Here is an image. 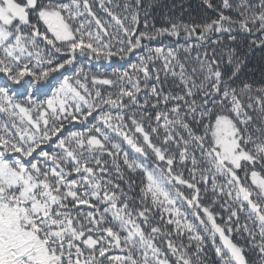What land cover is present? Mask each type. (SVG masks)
I'll use <instances>...</instances> for the list:
<instances>
[{
  "label": "trees",
  "instance_id": "16d2710c",
  "mask_svg": "<svg viewBox=\"0 0 264 264\" xmlns=\"http://www.w3.org/2000/svg\"><path fill=\"white\" fill-rule=\"evenodd\" d=\"M8 1L0 264H264V0Z\"/></svg>",
  "mask_w": 264,
  "mask_h": 264
},
{
  "label": "rangeland",
  "instance_id": "374dc122",
  "mask_svg": "<svg viewBox=\"0 0 264 264\" xmlns=\"http://www.w3.org/2000/svg\"><path fill=\"white\" fill-rule=\"evenodd\" d=\"M8 0L4 1V3H0V16L5 21H12L14 19L25 21L26 15L25 13L13 6L9 3ZM50 19V18H48ZM51 23L46 21L52 30L53 34L59 38H69L70 35L62 23L60 18H56L54 20H49ZM216 148H217V156L221 163H224L226 166H231L235 172H238L237 175L231 174L232 181L234 182L235 188L242 192L245 197L249 198V192L245 188V184L247 182L243 181L245 179L246 168L243 169L245 160L247 159L245 154L240 153L239 141L237 138V131L234 128L233 124L230 120L226 118H221L215 126L214 130ZM249 163V162H248ZM253 177V176H252ZM259 188H261L264 193V180L257 176H254L252 179ZM222 237V236H221ZM223 238V237H222ZM224 239V238H223ZM225 243L235 254L236 250L229 244V241L225 239ZM237 254V253H236ZM240 257L238 258V260ZM239 264H245L243 261L239 260Z\"/></svg>",
  "mask_w": 264,
  "mask_h": 264
}]
</instances>
